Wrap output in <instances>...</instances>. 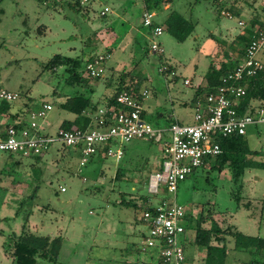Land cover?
<instances>
[{"label":"rangeland","instance_id":"374dc122","mask_svg":"<svg viewBox=\"0 0 264 264\" xmlns=\"http://www.w3.org/2000/svg\"><path fill=\"white\" fill-rule=\"evenodd\" d=\"M250 3L254 5L252 8ZM263 3L262 0L197 3L195 10L183 11L192 22L200 20L196 33L180 40L179 29L166 30L159 38L164 48L160 55L150 50L151 39H137L134 30L125 34L128 28L118 26L112 32L106 28L90 32L104 20L99 3L95 2L85 17L82 11L78 14L71 11L62 0H0V119L4 118L5 124L9 119L11 123L18 118L31 121V112L49 102L53 109L37 121L42 130L56 137L38 158L0 150V264H15L3 245L9 234L20 232L24 226L39 235L63 236L57 261L40 258V264H158L155 251L152 256L151 251L142 250L148 232L142 219L144 208L128 201L143 202L140 195L145 194L156 205L166 196L152 195L147 185L150 174L160 169L157 165L163 142L135 138L125 143L122 159L96 154L80 166V149L68 147L57 137L63 127V115H71L61 103L68 95L92 96V91L68 84L66 66L52 70L45 68V64L55 54L77 56L108 49L110 58L101 83L107 84L114 75L117 84L120 73L127 67L131 74L145 78L142 87L149 91L144 101L147 122L161 128L173 122L191 124L196 112L195 85L207 74L212 58L220 66L226 54L235 59L245 48V42L238 38L220 43L227 29L222 26L231 25L232 37L249 34L248 28L240 27L237 19L221 15V10L235 6L254 13L263 9L256 7ZM178 5L174 4V10H179ZM165 13L159 9L157 18L161 19ZM102 38L107 41L104 43ZM163 66H172L178 76L174 79L171 72L160 71ZM186 75L194 77L193 85L185 84ZM3 89L19 96L7 102L1 96ZM113 89L108 85L104 94H112ZM93 97L98 106L104 105L96 94ZM5 106L19 112V117H12ZM248 144L252 149H264V127L249 129ZM208 169L200 166L180 182L177 202L194 215H199L203 207L213 208L218 219L225 218L224 227L231 225L246 234L264 237V169H247L237 185L229 169L211 171L210 180ZM118 170L121 173L116 177ZM240 183L239 203L232 190H237ZM187 230L188 237L193 239L195 229ZM227 244L229 264L250 262L251 253L239 249L232 235H227ZM189 249L197 251L191 263H201L205 249L193 245Z\"/></svg>","mask_w":264,"mask_h":264},{"label":"built area","instance_id":"2783aa9c","mask_svg":"<svg viewBox=\"0 0 264 264\" xmlns=\"http://www.w3.org/2000/svg\"><path fill=\"white\" fill-rule=\"evenodd\" d=\"M92 0H81L88 4ZM144 3L142 23L151 30L150 50L162 54L164 48L159 38L164 33V26L157 22L156 12ZM111 10L105 6L101 11L105 15ZM228 18L233 14L221 10ZM244 25L243 21H240ZM246 48L245 58L236 68L223 76V84L216 93L207 95L204 102H198L194 121L191 124L173 122L169 127L153 126L143 119L144 100L148 97V89H143L140 96L122 91L117 101L126 109L110 111L101 107L96 114V124L92 128L82 130L61 128L58 138L68 147L80 149V166H84L92 158L113 156L122 159L125 155V143L135 138H144L163 142L164 160L162 167L152 173L148 180V191L152 195L166 194L158 204L148 198V203L154 204L155 210L144 208L142 219L147 225V234L142 241V250L154 251L158 264H186L185 243L191 238L187 235L186 216L189 214L184 206L177 202V191L181 181L196 168L203 165L207 157L221 154L223 149L218 142L220 136L233 133L248 134L251 127H264V102H255L248 112L241 114L239 106L247 88L242 81L247 76L264 72V61L260 53L264 49V26ZM110 52H100L90 58L86 65V74L91 77H103L106 73ZM167 66L160 68L165 72ZM190 80L186 79L185 83ZM1 96L12 102L19 96L16 92L3 89ZM53 109V104L44 102L31 112V121L26 124H6L0 129V150L19 153L24 156L38 158L49 149V144L56 137L43 133L37 121ZM167 134V137L165 135ZM65 191V186H61ZM141 202L140 205H143Z\"/></svg>","mask_w":264,"mask_h":264},{"label":"trees","instance_id":"16d2710c","mask_svg":"<svg viewBox=\"0 0 264 264\" xmlns=\"http://www.w3.org/2000/svg\"><path fill=\"white\" fill-rule=\"evenodd\" d=\"M146 1L148 8L153 10L160 9L163 4L172 2V0ZM201 1L203 0H193L194 3ZM62 3H66L71 11H82L83 14H88L87 12L93 8L91 2L88 4H82L81 0H62ZM168 21L179 29L177 36L180 40L187 39L196 27V24L192 22V20L187 19L177 10H172L169 13L166 22ZM256 23L259 25H257L258 28H255ZM263 26V20L258 22L253 21L252 26L248 28L249 34L246 35L247 33H243L241 38L245 42V48L242 50V53L246 52V48L257 34V30ZM108 51L110 50L107 49L106 52ZM146 52H149V49L146 50ZM95 54L94 51H89L87 53L84 52L82 55L77 56L55 54L45 64V68L55 70L59 66H66V69L69 72V76L66 78L68 84H78L82 87L90 88L91 79H101V77H91L86 74L87 62ZM238 64L239 60H232L230 62L223 61L220 66H217L215 62L212 61L208 70V74L212 81L208 86L199 88L195 99L204 102L208 94L216 93L224 83L222 77L233 71ZM172 68V66H168L166 72H171ZM124 69L125 70H122L120 73L119 80L113 89V93L109 94V96L103 100L104 107L108 108L110 111H122L123 109H126L123 104L117 101V96L122 91H128L138 97L140 96L141 86L143 85L145 78L143 76L131 74L132 70H128L127 67H124ZM242 83L246 86L247 92L241 99L239 112L244 114L249 111L253 103L264 102V72L247 76ZM61 107L76 115V118L72 121L64 120L62 123L63 127L61 128L73 129L78 127L82 130H86L97 125L96 111H98L99 108H97L98 105L93 101L92 96H87L83 93L68 95L61 103ZM4 109L7 112H10L9 114L12 117L16 116V118H18L20 115L19 112L9 110V106H5ZM94 111L96 114H93L95 113ZM88 112L91 114H88ZM23 121L15 122V125L26 124ZM218 142L223 149L222 153L214 157H207L202 165L205 168L209 167L207 175L208 180L211 179V171L217 170L218 172H222L225 169H229L232 172V181L237 185L247 169H264V158H260L264 155V149H252L248 144V134L242 135L233 133L227 136H220ZM4 152L19 154L11 151ZM120 173L121 171L118 170L116 177H118ZM241 184L242 183L238 185L239 187L237 190H234V188L232 190L233 196L238 202L241 197L239 192ZM140 197L144 202L141 206L155 210L154 204L148 203V195L142 194ZM128 203L138 207L137 202L134 200H130ZM214 213L215 210L213 208L203 207L201 208L199 215L189 213L186 216V226L187 228L192 227L195 229V236L193 239L185 243V251L190 250V245L199 249H205V256L202 262L198 264H229L227 235H232L239 249L251 253L252 259L248 264H264V237L260 235L246 234L238 230L236 227H231V225L224 227L225 218L222 220L218 219ZM62 242L63 236L58 235L53 237L49 234L39 235L28 230L26 226H24L20 232H12L9 234L8 242H5V245L3 246L8 248L6 254L13 258L15 264H40V258L56 262L60 255ZM192 258L193 257L186 254V264H192Z\"/></svg>","mask_w":264,"mask_h":264},{"label":"crops","instance_id":"0c3cea01","mask_svg":"<svg viewBox=\"0 0 264 264\" xmlns=\"http://www.w3.org/2000/svg\"><path fill=\"white\" fill-rule=\"evenodd\" d=\"M110 1H112V0H106V1L105 0H92L91 1V4L92 5L95 2L96 3H99V6L101 8L100 14H101V11L103 10V8L105 6H109L111 8V10L108 13H106L105 15H102L101 14V16H103L102 18L104 19L103 22H100L93 29V31L91 29L90 32L97 33V32H99L98 30L100 28H101V30H103L104 28H106V30L108 32H112L114 30V28H118V26H121L122 28H128L126 30L125 34L127 32H131V31L134 30L135 33H137V36H136L137 39L143 40L145 38L147 40H150L151 30H150V28L146 27L142 23V11H143V7H144V3L143 2L138 1V0H113L112 2H110ZM233 1L236 2L237 0H233ZM262 1L264 2V0H262ZM176 2L178 4H180V5H178L179 6V10H177V9L176 10L178 12H180L182 15H184L185 17H186V15L183 13V11L188 12L189 10H192V9L195 10V8L197 7V3H199V2L194 3L193 0H185V1L172 0L171 3L168 2L166 4H163L161 6L160 10H162V12H167V13H165L162 16L161 19L160 18L159 19L157 18V12H158L159 9H157V12L156 11L155 12H156V20L161 25L164 26V30L165 31L166 30H171V31H174L175 32V30H177V28L174 26V24H172L170 21L166 22V19H167L169 13L172 10H174L173 6H174V4H176ZM245 2H247V0H245ZM181 3H182V5H181ZM249 5H250L251 8L254 6L251 3ZM262 5L260 4L259 6H256L257 8L258 7H261L263 9L262 10H259V8H258V9L255 10L254 13H252L251 11L245 10L243 7H240V6H239L240 8H236L235 6H232L231 10H228V9H225V10H228V11H230L233 14L234 17L233 18H229V19H232V20L237 19L238 25L240 27H242V26L244 27L245 26L246 28H250L252 26L253 21H256V22H258L260 20H263L264 21V5L263 6ZM78 13L79 12H77V14ZM221 15H223V14H221ZM84 16L87 17L85 14H84ZM240 21H243L244 22V25H241L240 24ZM246 22H247V26L245 25ZM194 23L197 26V23L199 24L200 23V20H198L196 22L194 21ZM257 25H258V23H256L255 26L257 27ZM222 28H227V29L225 30L226 31L225 35L223 34L225 36V38H224L223 42H220L219 41L220 43H225V42H227V40L228 41H232L235 38H238V39L242 40L241 37H242L243 33H241L239 36L232 37L233 34H231V30H230V28H232L231 25H229V26L228 25H224V26H222ZM195 29H196V27H195ZM195 29L193 30L192 33H196V30ZM165 31H164V33H165ZM246 35H248V34H246ZM102 41L105 43L107 41V38H105V39L102 38ZM161 44L163 46V43L162 42H161ZM219 49H221V46L219 47ZM108 52H110V51H108ZM244 58H245V52L244 53L241 52V54H239V56L236 57L235 59H232L231 56H229L228 54H226L225 55V58L223 59V61L230 62L232 60L233 61L234 60L235 61L236 60H239V63H241L244 60ZM260 58L264 61V49L260 53ZM212 61H213V58H212ZM210 64L211 63H209L208 70H209ZM171 73H172V78H174V79L178 76V74L176 73V71L174 70V68H172ZM186 79H189L190 82L189 83H185V84H187V85H193V83L195 81V79H194L193 76L186 75L184 77V82H185ZM108 81L109 82L107 84H105L104 82L101 83L100 80H97V79L93 80V79H91V81H90V88L89 89H91V91H92L93 101L96 102L95 98L93 97L94 94H96L97 97H99V99H101V101H103L104 99H106V97L109 96L108 94L105 95L104 94L105 93L104 91H105V89L108 88V85L110 87H112V88H115V86H116V78H115V76L113 75L112 79L109 78ZM167 81H169V79ZM211 81H212V79L209 76L208 72H207L206 75L201 76L198 79V81H197V83L195 85L196 88H197L196 93L198 92V90H199L200 87L208 86L211 83ZM113 84H114V86H112ZM142 90H143V87L141 86V91ZM196 93H195L194 98H193V103L195 104V106L197 105L198 102H201V100L198 101V100L195 99ZM102 94H104V95H102ZM103 96H105V97H103ZM182 104H185V102H183ZM101 107H104V105L103 106H98L97 108H101ZM96 112L93 113V114H96ZM69 113H71V115H68V116L66 114L63 115V117H64L63 121L64 120H71L72 121V120H74L76 118V115L74 113H72V112H69ZM88 114H91V113L88 112ZM194 116H195V114H194ZM18 119H19V121H23L24 120L23 122H25V123H28L29 122L28 119H22V118H18ZM18 119H16V121H14V123L17 122ZM143 119H144V114H143ZM10 120L11 119H9V121H7L6 124H10L11 123ZM4 124H5L4 118L3 119H0L1 128L6 125V124L5 125ZM39 125H40V128H41V124L40 123H39ZM41 131L43 133H47V131L46 130H42V128H41ZM141 139H144V138H141ZM160 152H162V157H161V161L158 162V165H157L158 168H161L162 167V162L164 160V154H163V150H162V145H161V148H160ZM125 153H126V148H125ZM136 202L138 203V205H140V203H141L140 201H136ZM196 252H193L192 249H191V250H187L186 251V254H188L189 256L193 257Z\"/></svg>","mask_w":264,"mask_h":264}]
</instances>
